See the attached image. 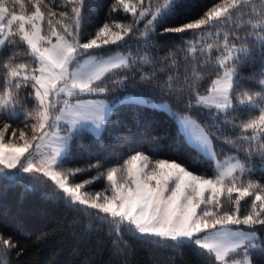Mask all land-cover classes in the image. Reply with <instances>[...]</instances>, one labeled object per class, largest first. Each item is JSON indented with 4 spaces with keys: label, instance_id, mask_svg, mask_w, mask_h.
<instances>
[{
    "label": "snow or ice",
    "instance_id": "snow-or-ice-1",
    "mask_svg": "<svg viewBox=\"0 0 264 264\" xmlns=\"http://www.w3.org/2000/svg\"><path fill=\"white\" fill-rule=\"evenodd\" d=\"M28 2L32 9L30 13L25 12V5L21 3L19 14L15 5L9 8L0 2V46L15 44L18 36L32 60L30 71L27 64H4L12 82L9 83L8 100L0 103V114L7 117L0 127V171L16 170L33 176L31 187L40 183V177H45L72 203L86 205L89 209L110 216L117 228L127 222L138 234L172 241L174 247L194 245L214 256L218 264H251L250 250L259 246L255 228L257 225L264 226V175L259 179L252 178L251 169L244 163L217 164L216 174L208 178L197 174L182 161L156 158L136 151L122 163L118 162L119 167L107 169L106 179L111 195L103 196V202H98L99 198H84L81 195L83 185H69L66 175L58 171L60 159L73 150L74 139L85 132L101 136L118 107L102 99L81 97H95L107 92L108 89L100 84L103 78L113 70L128 69L136 63L119 53L107 59L96 54L93 50L101 48L98 43L101 38L104 46L118 45V42L125 41V36L139 34L145 38L147 46L154 47V36L191 32L193 37H198L210 27V22L231 20V10L246 5L247 0H240V3L232 0L230 4L207 11L202 18L183 24L170 23V18L175 16L179 7L178 0H163L155 8L151 0H136L135 4H130L128 0H115L112 11L130 13L131 22L127 27L115 23V29L119 31L113 30L111 20L105 22L96 31L95 39H85L88 0H69L70 10L61 11V19L55 22L53 18L57 12L45 5L44 0ZM141 22L143 30L139 27ZM252 27L253 34L257 29L264 33V9L256 12V23ZM258 38L264 41V36ZM224 40L225 54L220 63V68L224 69L222 77L212 81L206 96L195 92L194 85H190L196 103L193 105L189 98V107L210 106L223 112L233 107V76L236 70L228 63L233 59V49L228 45L227 36ZM123 46H127L126 41ZM189 50L196 51L194 44ZM127 80L128 75H123L121 80L114 83L126 86ZM141 80L151 83L152 77H141ZM259 83L264 85V79ZM24 87L34 89L35 98L39 101L37 124L32 126L30 141L25 139L24 131L12 127V122L19 118L13 93H18ZM169 91H172L171 88ZM257 95L261 97L260 103H257ZM54 96L57 97L55 102ZM121 102L144 103L141 97L135 96H126ZM239 103L259 108L258 117L242 126L244 131L264 133V90L256 94L243 92ZM177 122L191 147L209 160L215 159L214 150L209 147L211 140L199 124L190 116L178 118ZM9 130L11 136L18 135L24 141L23 145L3 142ZM260 138L264 141V135ZM245 139L251 142L256 136ZM30 149H34L33 159L25 156V153L33 155ZM253 150L264 157V143L256 145L255 149L249 143V152ZM92 167L98 170L96 179L105 176L103 163ZM118 173L123 174L119 180ZM225 192L230 201L235 193V207L231 211H225L222 207L221 197ZM248 197H252L248 201L251 210L241 214V201ZM241 225L246 226L247 230L241 229ZM0 244L12 247V241L2 236ZM237 255H241L243 260L236 259Z\"/></svg>",
    "mask_w": 264,
    "mask_h": 264
},
{
    "label": "trees",
    "instance_id": "trees-1",
    "mask_svg": "<svg viewBox=\"0 0 264 264\" xmlns=\"http://www.w3.org/2000/svg\"><path fill=\"white\" fill-rule=\"evenodd\" d=\"M232 0H178L179 7L171 24H183L202 18L214 7L224 6ZM17 14L20 4L25 5V12L30 13L28 0H0ZM115 0H88L87 22L84 27L85 39H95L99 27L110 20L127 27L131 14L112 11ZM135 4L136 0H128ZM163 0H151L155 8ZM44 4L57 12L54 19L60 20L61 11L70 10L69 0H44ZM43 7V5H42ZM232 11V10H231ZM210 27L198 37L191 32L164 36H154V47L145 44V38L139 34L125 36V41L118 45L104 46L103 38L98 42L101 48L94 49L97 54L108 55L123 52L129 55L135 65L128 69H119L105 76L100 82L108 89L100 94L114 101L125 93L142 94L148 101H166L171 105L173 114L190 113L203 126L213 140L217 157L238 154L251 166L252 178L264 175V157L254 150L249 152V143L255 146L264 143V133L244 131L243 125L259 115V108L249 104H240L243 92L261 93L264 85V41L252 38L251 28L241 25L239 13L231 20L212 21ZM47 28L46 21L44 23ZM143 30V22L140 24ZM208 30L218 32L215 38L227 36L234 45H240L239 53L229 62L235 68V87L232 92L233 107L227 112H216L202 106L193 105L195 92L200 95L209 91L212 81L220 76V59L223 49L209 47ZM264 36V34H263ZM15 44L0 48V99L8 97L11 78L4 64H27L31 70L32 60L25 44L17 36ZM54 39V38H53ZM196 47L195 52L189 50ZM243 49V51H242ZM171 54V55H170ZM164 57H169L164 60ZM143 58V59H142ZM128 75L126 86L115 81ZM141 77H152L151 83H145ZM30 83V82H29ZM171 88V92L169 91ZM16 96L15 109L19 118L12 122V127L25 132V139L31 140L32 126L37 124L39 105L35 100L34 89L24 87L13 93ZM257 103L261 97L256 96ZM106 130L101 136L85 132L73 141V150L60 160L58 171L65 174L71 185L82 184L84 192L94 195H111L106 172L109 167H119L130 154L143 151L156 158L176 159L192 168L197 174L212 178L215 175L212 162L193 147L189 146L179 132L173 115L163 109L147 104L120 103ZM7 117L0 114V127ZM256 136L253 141L245 137ZM4 143L22 145L19 136H11V130L5 133ZM119 162V163H118ZM103 163L105 176L96 179L98 170L92 165ZM81 169L82 171H76ZM123 174L118 173L119 180ZM247 175V173H246ZM34 177L9 179L0 174V236L12 241L8 248L0 244V264H218L215 257L194 245L184 244L174 247L172 241L155 237L142 236L127 224L117 228L112 218L89 209L86 205L72 203L55 184L45 177L31 187ZM239 184V182H238ZM234 194V193H233ZM252 197L241 201V214L250 211ZM225 211L234 209L233 197H222ZM245 228L246 226L241 225ZM260 248L250 250L252 264H264V226L257 225ZM241 256V255H237Z\"/></svg>",
    "mask_w": 264,
    "mask_h": 264
},
{
    "label": "rangeland",
    "instance_id": "rangeland-1",
    "mask_svg": "<svg viewBox=\"0 0 264 264\" xmlns=\"http://www.w3.org/2000/svg\"><path fill=\"white\" fill-rule=\"evenodd\" d=\"M230 3H232V1L230 2ZM230 3H228V4H230ZM237 3H240V0H237ZM253 9H255L256 11L254 12L253 11ZM262 9H264V0H247V4L246 5H244V4H242L239 8H236V9H232V12L234 13V14H238L239 13V19H240V23L238 24V27H240L241 25H244V26H246V27H248L249 25H250V28H251V33L252 34H250L251 35V37L252 38H257V39H259L258 37H260V36H263V34L264 33H261V32H259V30L257 29V30H255V34H253L254 33V30H253V27H252V25L253 24H255L256 23V12H259V11H261ZM212 23L210 22V25H211ZM14 30H15V26H14ZM205 35H208L209 36V39H210V44L211 45H209V46H211V47H213V48H221V49H223V54H225L224 53V43H225V40H224V37H221V38H219V37H217V38H215V35H218V32H211V31H209L208 30V33L207 34H205ZM227 42H228V40H227ZM99 43V42H98ZM228 45H229V47L231 48V49H233V52H232V55H233V58L235 57V56H237V53H239L238 51H239V48H240V45H238V44H236V45H234V43H230V42H228ZM2 46H0V48H1ZM120 54V55H123V56H125L126 58H128L129 59V61H130V57H129V55L128 54H126V53H123V52H114V53H111V54H108V55H101V54H98V55H100L101 57H103L104 59H107L109 56H114V55H116V54ZM97 54V53H96ZM222 58H223V56L221 57V59H220V63H221V60H222ZM233 60V59H232ZM229 62H231V60H229L228 61V63ZM122 69V68H121ZM116 70H119V69H116ZM116 70H113L112 72H114V71H116ZM112 72H110V73H108L107 75H109V74H111ZM223 72H224V69H223ZM223 72H222V74L220 75V76H218V77H222V75H223ZM106 75V76H107ZM234 76H235V74H234ZM234 76H233V79H234ZM218 77H216L215 79H217ZM214 79V80H215ZM211 88V87H210ZM209 88V89H210ZM209 94V91L208 92H206L205 94H203V95H208ZM34 96H35V90H34ZM61 96H63V94H61ZM126 96H135V97H141L142 99H143V101H144V103H142V104H147V105H150V106H152V107H156V108H159V109H163V110H165L166 112H168L170 115H173V117H174V120L176 121V123H177V126H178V129H179V132L181 133V131H180V125L178 124V122H177V119L178 118H181V117H187V116H190L197 124H199L202 128H203V126L201 125V123L195 118V117H193L190 113H183V114H176V115H174L173 114V111H172V108H171V105L168 103V102H166V101H148L146 98H145V96L144 95H142V94H135V93H125V94H123L122 96H120L119 98H117L116 100H114V101H111V100H108V99H106V98H104V97H102L100 94L98 95V96H95V97H81V99H102L104 102H106V103H108L109 105H118V104H120V103H122L121 101H123L124 100V98L126 97ZM55 99H57V97H53V101L55 102ZM8 100V97H5V98H3V99H0V103H5L6 101ZM35 100H36V102L38 103V105H39V101L35 98ZM73 102H75V100H73ZM196 103V101L194 102V104ZM202 107H205V108H209V109H213L214 111H216V112H223V111H220V110H218V109H215L214 107H210V106H202ZM204 129V128H203ZM205 130V129H204ZM206 132V131H205ZM207 133V132H206ZM92 134V133H91ZM182 134V133H181ZM208 134V133H207ZM93 136H96L95 134H92ZM183 135V134H182ZM208 136H209V138H210V140H211V143H210V145H209V147H210V150H214V145H213V140H212V138H211V136L208 134ZM184 137V136H183ZM184 139H185V137H184ZM185 141H186V139H185ZM24 143V142H23ZM23 143H22V145H23ZM6 144V143H5ZM188 145H189V143H187ZM190 146V145H189ZM29 152L30 153H33V155L32 156H30L29 155V153H25V156L28 158V159H33V157H34V155H35V153H34V149H30L29 150ZM214 153H215V159H213V160H210L211 162H212V165H213V167H214V171H215V174H216V172H217V167H216V165L217 164H219V165H221V166H227V165H229V164H235V163H237V162H240V163H244V164H246V167L247 168H249V169H251V166L248 164V163H246L238 154H236V153H234V154H230V155H228V156H225V157H223V158H219V157H217V155H216V152H215V150H214ZM202 154V153H201ZM67 155V154H66ZM66 155H64L63 157H65ZM203 155V154H202ZM204 156V155H203ZM62 157V158H63ZM206 157V156H205ZM61 158V159H62ZM207 158V157H206ZM36 159H39V157H36ZM60 159V160H61ZM208 159V158H207ZM209 160V159H208ZM60 162V161H59ZM0 168H2V166H0ZM0 174H2V175H5L7 178H9V179H15V178H23V177H30V175L29 174H26V173H23V172H16V170H7V169H4L3 171H0ZM238 174V173H237ZM68 181V180H67ZM69 183V182H68ZM154 183V182H153ZM69 185H71L70 183H69ZM111 192V191H110ZM81 195L84 197V198H86V199H97V198H99L98 199V202H103V200H102V198H103V196H105L106 194H99V195H94V194H89V193H86V192H84V190H82V188H81ZM222 197H228L227 196V193L225 192V194L222 196ZM221 197V198H222ZM235 200V193L233 194V201ZM234 204V203H233ZM203 207V206H202ZM234 207H235V204H234ZM125 224H127V222H125L124 224H122V225H120L119 227H121V226H123V225H125ZM241 229H243V230H247V229H245V228H242V227H240ZM133 229H134V227H133ZM136 232V231H135ZM256 232V231H255ZM256 236H257V244L259 245L257 248H255V249H258V248H260V243H259V236H258V233L256 232ZM236 259H238V260H243V257L242 256H236ZM250 260H251V256H250ZM252 264V263H251Z\"/></svg>",
    "mask_w": 264,
    "mask_h": 264
}]
</instances>
